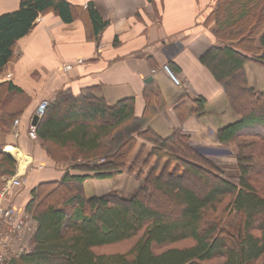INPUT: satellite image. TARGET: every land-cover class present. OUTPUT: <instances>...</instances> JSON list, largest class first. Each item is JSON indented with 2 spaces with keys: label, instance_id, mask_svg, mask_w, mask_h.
I'll return each instance as SVG.
<instances>
[{
  "label": "trees",
  "instance_id": "16d2710c",
  "mask_svg": "<svg viewBox=\"0 0 264 264\" xmlns=\"http://www.w3.org/2000/svg\"><path fill=\"white\" fill-rule=\"evenodd\" d=\"M261 3L230 0L223 5L220 23L238 28L252 23L249 35L241 37L240 43H246L250 39L245 38L252 37L264 22V5L259 11L262 14L255 11ZM45 11H53L65 23L73 20L74 9L64 0H20L19 10L0 16V71L13 58L17 40L30 32L37 14ZM89 16L94 32L99 31L104 24L90 7ZM259 42L263 51L252 61L264 66V31ZM230 46L212 45L200 61L223 86L239 117L216 132L219 144L234 143L241 152L236 156V183L223 178L218 166L201 154L205 150L231 156L218 145L194 146L189 143L190 135L179 130L167 138L148 128L126 133L137 122L134 99L108 106L101 97L60 92L40 117L35 134L52 161L70 160L73 165L60 182L40 183L31 190L24 209L37 224L32 249L9 264H51L53 257L54 264H208L221 256L224 262L217 264H264V93L248 87L243 65L249 58ZM232 76L250 103L230 86L227 79ZM143 96L145 120L163 102L152 84L146 86ZM29 102L12 82L0 83V135L8 132ZM193 102L199 111L203 109L204 99ZM182 104L177 103L173 110L177 112ZM140 140L153 146L144 163L153 156L166 160L162 172L155 175V169L151 170L130 199L116 195L86 199L81 183L89 177H112L128 164L132 169L139 159L133 152ZM172 162L174 171L168 173ZM14 172L15 163L0 144V177ZM187 178L190 187L204 188L201 195L182 185ZM150 194L168 200L178 213L150 207L146 202ZM43 195L45 202L39 200ZM188 239L191 246H175ZM122 242L132 243L126 252H94Z\"/></svg>",
  "mask_w": 264,
  "mask_h": 264
},
{
  "label": "crops",
  "instance_id": "0c3cea01",
  "mask_svg": "<svg viewBox=\"0 0 264 264\" xmlns=\"http://www.w3.org/2000/svg\"><path fill=\"white\" fill-rule=\"evenodd\" d=\"M64 1L74 9L72 22H63L53 11L38 13L30 32L17 40L13 58L0 71V83L12 82L30 100L17 117L20 136L13 137L12 124L6 134L0 135L4 154L19 159V166L26 160L21 172L29 164L44 167L24 174L23 183L13 196L18 211L25 208L34 187L60 182L69 171L68 164L54 163L40 143L26 134L38 103L60 92L75 97H101L108 106L122 99H134L137 122L126 129L128 134L148 128L158 137L166 138L174 130H181L190 135V141L197 147H233L230 143L217 144L214 136L239 117L223 86L201 63L200 57L212 45H233L230 46L233 50L249 58L243 65L248 87L264 93V66L252 61L263 51L259 37L264 31V22L250 34L252 37L245 38L250 40L240 43L241 37L249 35L252 23L242 28L220 23L224 17L223 5L230 0ZM263 5L264 1L256 5L255 11L261 13ZM89 7L104 24L99 31L93 30ZM19 8L20 0H0V16ZM77 60L82 63H76ZM68 64L72 68L64 71L63 66ZM163 65L182 78L181 86L170 80ZM148 84L158 88L163 106L153 107L150 116L143 120V92ZM198 98L205 101L200 111L193 102ZM176 102L183 103L177 112L173 110ZM231 171L230 177L236 178V167ZM81 188L86 199L107 195L130 199L137 190L125 173L105 179L86 178ZM180 243L182 248L193 244L189 239ZM211 262L223 263L224 259L215 257Z\"/></svg>",
  "mask_w": 264,
  "mask_h": 264
},
{
  "label": "rangeland",
  "instance_id": "374dc122",
  "mask_svg": "<svg viewBox=\"0 0 264 264\" xmlns=\"http://www.w3.org/2000/svg\"><path fill=\"white\" fill-rule=\"evenodd\" d=\"M262 2H263V0H262ZM235 38H237V37L235 36V37H232L231 39H235ZM177 79L180 81V83L182 85L183 84L182 79H180L179 77H177ZM235 79L236 78L234 76H232V77L228 78L227 81L229 82L230 86H232V88L237 93L240 94V93H242L241 92V85ZM242 96L244 97L246 103H250L251 100H249L247 98V96H245L243 93H242ZM249 109L253 110V107H249ZM142 129H139V130H142ZM179 131H181V130H179ZM181 132L184 133L183 131H181ZM20 134H21V132H20ZM184 134H186V133H184ZM214 138L216 139V136H214ZM245 139H246L245 141H249L251 138H245ZM35 141H37V139ZM189 143L192 144L191 142H189ZM232 145H233V147L230 146L231 148L227 147V146L226 147L220 146V149L224 150V152H226V153L228 152L229 154H231V156H228L226 154H222V155L221 154L220 155L212 154L211 152H208V151H205V150L203 152H201V154L206 159H208L209 161L213 162L216 166H218V168H219V170L221 172V176L223 178L229 179L230 181L236 183L237 182L236 178L232 179L230 177V175H232V171L231 170H233V168L236 166V158H237L236 156H237L238 152L239 153H241V152L238 151V147H237L236 144L233 143ZM140 146L144 147V149L142 151H140V148H139ZM41 147L45 151V148L43 146H41ZM152 147L153 146L150 143H147V141H144V140L138 141V145L136 146V148H135V150L133 152V156L134 157L136 155H139V157H138L139 159H138L137 163L133 166L132 169H131V165L132 164H128L125 167V169L121 172V173H125L131 179V181H133L135 183V187L137 188V190H136V192L134 194H137L138 191H140V189L143 187V185L145 183V178L148 176V174L151 172V170L155 169L154 170L155 171V175H159L162 172V169H163V167L165 165V162H166L165 159H163L161 161H158L157 158L154 157V156L149 159L147 164L144 163V160L146 159L147 155L152 150ZM229 151H231V153ZM23 155L26 156L25 154H23ZM12 160L15 163V172H14V174L12 176L0 177V188L7 180L11 179L12 177L19 176V178L23 181L24 174L27 173L28 171L29 172H35V171L43 170V168H44L43 165H41V164L40 165L39 164L38 165H34V166L29 164V166L26 168L25 172L24 173H20L19 172V163H18V162H20V160L19 159H18V161L14 160V159H12ZM134 160H135V158H134ZM229 160L231 162H229ZM60 163H64V164L66 163V164L69 165L68 167H70V168L73 165V162H71L70 160H66V161L62 160V161L56 162V164H60ZM130 163H132V161H130ZM230 164H234V166L232 167ZM175 165H176L175 162H172L171 164H169L168 173H172L174 171ZM180 172H181V170L179 171V173ZM200 183L202 184L201 180H200ZM182 185L185 186V187H190L189 186L190 185V180L188 178L185 179L184 181H182ZM194 187L195 188H193V187H190V188L195 193H197L199 195H201L202 192L204 191V188H202L201 186H199V187L194 186ZM205 189H208V187H206ZM41 198L42 199H39L40 201H42V202L46 201V195H43ZM147 200H146V202H148L150 207H152L154 209L163 210V211H165L167 213H172V212L178 213V210L174 209V207L171 205V203L168 200L164 199L163 197H160L157 194H150ZM159 205L162 206V207H160ZM131 244L132 243H130V242H122V243H119V244H116V245H109V246H105V247L96 248V249H94V252L97 253V254H102V253H105V254H108V253H123V252H126L130 248ZM32 245H33V243H32ZM182 245H183V243H178L175 246H182ZM55 261H56V258L53 257L52 261H51V264H54Z\"/></svg>",
  "mask_w": 264,
  "mask_h": 264
},
{
  "label": "built area",
  "instance_id": "2783aa9c",
  "mask_svg": "<svg viewBox=\"0 0 264 264\" xmlns=\"http://www.w3.org/2000/svg\"><path fill=\"white\" fill-rule=\"evenodd\" d=\"M76 63H82V60H77ZM71 68L72 64L63 66L64 71ZM162 68L175 85L181 86L177 79L178 75L172 72L167 65H163ZM53 101L54 98L41 100L36 107L35 114L40 118ZM35 127L29 124L26 131L27 136L34 141L37 139ZM11 133L14 138L19 137V118L13 120ZM216 143L218 144L217 140ZM22 183L19 176H15L7 180L0 188V264H9L11 261L18 260L32 249L37 224L32 213L25 209L18 211L13 202L14 193Z\"/></svg>",
  "mask_w": 264,
  "mask_h": 264
},
{
  "label": "water",
  "instance_id": "95a60500",
  "mask_svg": "<svg viewBox=\"0 0 264 264\" xmlns=\"http://www.w3.org/2000/svg\"><path fill=\"white\" fill-rule=\"evenodd\" d=\"M38 122H39V117L35 114V115L32 117L31 124H32L33 126H36V125L38 124ZM95 164H96V162L94 161V162H93V165H95Z\"/></svg>",
  "mask_w": 264,
  "mask_h": 264
},
{
  "label": "bare ground",
  "instance_id": "6f19581e",
  "mask_svg": "<svg viewBox=\"0 0 264 264\" xmlns=\"http://www.w3.org/2000/svg\"><path fill=\"white\" fill-rule=\"evenodd\" d=\"M25 161H26V160H25ZM25 161L19 166V172H20V173H24V171L21 172V170H22L23 168H25V166H24V165H26V164H25V163H26Z\"/></svg>",
  "mask_w": 264,
  "mask_h": 264
}]
</instances>
